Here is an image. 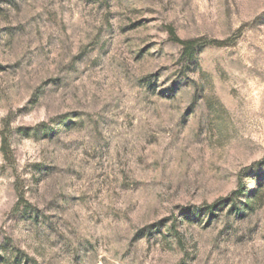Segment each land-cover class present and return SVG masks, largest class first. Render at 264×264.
Masks as SVG:
<instances>
[{
	"label": "rangeland",
	"instance_id": "rangeland-1",
	"mask_svg": "<svg viewBox=\"0 0 264 264\" xmlns=\"http://www.w3.org/2000/svg\"><path fill=\"white\" fill-rule=\"evenodd\" d=\"M0 264H264V0H0Z\"/></svg>",
	"mask_w": 264,
	"mask_h": 264
}]
</instances>
